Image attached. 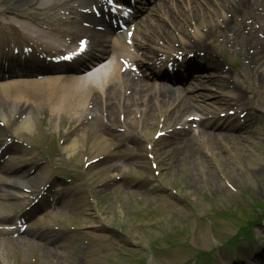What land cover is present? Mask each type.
I'll use <instances>...</instances> for the list:
<instances>
[{
	"label": "rangeland",
	"instance_id": "obj_1",
	"mask_svg": "<svg viewBox=\"0 0 264 264\" xmlns=\"http://www.w3.org/2000/svg\"><path fill=\"white\" fill-rule=\"evenodd\" d=\"M214 1H220L222 4L223 0H184L182 6L178 7L180 15L178 20L174 21L175 26L177 22L189 16L198 25L205 26V21L200 20L199 14L193 13L208 6L213 9L219 7V2ZM250 22L251 20H247V23ZM193 27L196 28V24L193 23ZM196 29L190 31H197ZM214 33L211 38L214 43L211 47L213 51L218 52L220 34ZM218 58L227 75H238L237 71L229 69L239 68L243 63L237 52L231 53L226 49L223 55L218 54ZM231 60L235 64H229ZM212 71L201 70L205 76L198 77V80H201L200 92H214L221 83V77L217 75L215 79ZM238 83L249 85L247 92H242V101L249 100L250 96L251 102L264 103V81L263 91L256 87L260 80H254L253 76L243 75L238 79ZM212 96L211 94L210 102L219 97L217 94ZM224 110H218V115L221 116ZM260 113L253 122V126L258 128H247L238 139L237 133H233L235 139L230 141L219 142L200 138L195 146H192L194 154L188 155L182 148V141H186V138L180 134H170L168 139L176 138L175 141L167 140L160 145H154L162 137H155V134L161 131L160 122H163L158 110L154 120L144 128L139 123L140 111L133 112L124 118L127 126H119L115 134L133 136L138 142L130 137L121 142L119 149L123 154H127L123 156V162L126 164L123 171L121 170V178L117 176L118 180L110 183L101 193H93V197L89 195L90 190L105 181V178L100 176L105 175L103 169L110 163H122L120 155H114L96 167L86 165L98 153L92 146L98 134H86L88 127L97 131L95 121L90 120L87 125H82L79 130L74 131L72 139L76 141V148L71 155L64 150L67 122L61 127L54 123L51 134H48L45 123L47 121L44 122V127L36 126L33 133L23 134L15 139L25 149L18 155L28 162L32 159L30 153L34 154V158H39L32 145H35L36 149L46 146L47 155H42V161L50 171V182L57 179L54 189L63 193V212L51 214V223L47 224L49 221H46L40 224L47 229L42 236L45 239V251L44 243L37 237L29 235L27 238L40 242L38 249L23 246L24 244L17 245L13 240L8 242V236L4 237L0 232V264H66L74 260H77L78 264H217V255L220 256L222 264H264V240L259 241L264 239V222L256 232L261 235L260 239L252 245L238 246L235 250L237 258L222 254V249L216 250L217 245L228 250L234 248L229 235L221 231L225 217H230L233 213L231 207L236 214L235 220L243 213L234 226L235 240L251 242L253 238V214L245 211H249L253 202L264 203V104ZM189 126L194 130L198 129V124L192 123ZM162 131L167 135L165 126ZM54 151L58 155L54 159L48 158ZM69 156L71 157L68 158ZM152 161L156 163L155 171L158 175H154ZM207 172L213 175L212 179L203 176ZM66 173H71L74 179L65 180ZM189 174L194 177L191 183ZM79 175L83 180L75 177ZM136 176H148V179L157 177L159 182L154 178L155 184H145L135 189L131 184L136 180ZM135 190L138 192L132 194ZM16 207L19 208L20 205ZM222 209H227L226 214ZM259 212L262 213L263 210L260 209ZM46 213L45 208L40 207L34 213L33 220L42 221L47 217ZM155 215H158L160 221L152 220ZM93 216H98V223L112 224L110 228L126 236L117 234L118 243L110 238L108 242L102 239L95 241L96 237L92 236L90 241L94 240L93 244L79 243L82 250L77 253L74 249L76 239L79 242V237L87 232L85 227L82 228L83 224L96 223ZM127 238L132 239L121 243ZM96 242L102 246L94 245ZM108 244L113 249L104 247ZM52 247L55 248L54 254L49 253Z\"/></svg>",
	"mask_w": 264,
	"mask_h": 264
},
{
	"label": "bare ground",
	"instance_id": "obj_2",
	"mask_svg": "<svg viewBox=\"0 0 264 264\" xmlns=\"http://www.w3.org/2000/svg\"><path fill=\"white\" fill-rule=\"evenodd\" d=\"M99 2L100 0H7L9 6L2 7L1 5L0 154L3 156L12 154L11 159H16L13 151L20 150L19 146L14 145L13 137L8 133L11 122H14L13 132L30 131L34 123L39 120L41 112L46 113L48 120L56 121L58 125H63L67 119L69 127L75 126V122H78L77 126H80L86 121L90 112H93L94 119L96 118L98 121L99 131L98 139L94 141V145L102 152L97 150L98 154L95 156L97 161L93 163L97 165L101 162L102 155L105 160L109 154L118 153L119 142L110 143V140L114 138L111 131L112 126L120 122L118 112L124 113V118H127L133 111L139 109L141 112L139 121L141 126L145 127V124L148 125L155 118L156 110L163 112L165 107H167L166 112L170 111L169 119L172 120V123L186 113L188 115H196L195 112L215 114L217 112L215 109L220 108V106H213L205 102L208 97L205 94L196 95V97H201L202 104H193L190 96L167 91L164 86L159 87L158 92H151V87L148 86V81L145 79L147 77L119 72L121 64L119 59L123 57L128 61H135L140 69H151L154 76L160 75L161 67L158 70H154V68L156 63L163 58L160 50L153 47V44L167 45L168 48L171 46L173 50L182 48L185 52L200 49L204 51L203 58L208 61L210 60L208 56H213L207 43L210 41V32L215 28H218L219 32L223 31L224 35L220 34L223 35L222 43L227 46L234 32L230 23L242 12L240 5L231 0H223L222 4L217 1L220 5L218 10L217 7L213 9L208 6L194 12L193 15L199 14L200 20L205 21V28L198 29V32L190 31V29L200 26L193 19H190L192 23L187 20L180 29L177 24L173 32H171L172 27L169 31L166 26L159 27L158 19L154 20L156 22L154 25V22L150 20L152 15H158L159 12L166 14L171 9L177 8L176 5L170 6L168 1L157 5L152 10V15L145 17L141 21L140 28L136 30V35L141 33L136 45L141 52V57L138 58L126 51L127 46L124 47L122 37L114 42L106 38V32L111 29V25L107 24L103 18L105 12L101 11V15L98 17L93 13V6L97 7ZM33 8L40 11L36 12ZM65 11H68V15L65 14ZM154 11L156 14L153 13ZM261 13L262 16L255 18H259L261 29L264 30V7L261 9ZM84 23H87L88 26H84ZM193 23L196 24V28L193 27ZM98 25L103 26L104 30H99ZM237 25L246 28L243 21ZM248 30L249 33L241 44L243 47L248 43L253 44L256 48L255 54H258L264 67V39L261 42L253 28ZM82 37L89 39V50L70 63L72 65L64 62L53 64L46 61V56H59ZM62 38L68 39V43L67 40L62 41ZM24 47L30 48V52H24ZM15 48L18 49L17 53H14ZM117 49L120 50L119 53L115 52ZM110 53H113L110 63L92 74L87 76H82L80 73L79 75L69 74L71 71H80V66L87 65L104 55L108 56ZM248 54L243 53L244 58H247ZM40 55L42 56L40 57ZM194 58L201 61L197 57ZM250 59L252 60V58ZM151 66L153 67L151 68ZM64 68H67L68 72H55V69ZM210 108L211 110H209ZM255 116V113L250 110L243 117L241 123L235 116H226L216 120L213 116V130L207 129L210 128L208 121L202 122V129L197 134L182 141L184 153L194 154L192 146H195L200 138L219 142L230 141V137L227 136L228 132L235 129L244 130ZM130 126L133 127V125ZM71 134L72 132L69 131L66 134L67 140H69L66 145L67 150H72L75 147L73 139L70 140ZM87 134L92 135L93 130L88 128ZM8 138L11 142H7ZM257 140L259 141V137ZM158 144L157 142L156 146ZM110 146H113L112 152L114 153L110 152ZM31 168L32 173L29 172V169H18L13 165V162H9L0 169V216L3 218L7 219L12 215L11 204L25 203L31 194H35V197L42 194L41 190L43 189L40 188L47 182L44 174L47 170H44L45 167L37 161ZM113 168L111 164L104 169L110 177L113 176L111 174ZM116 169L118 170L117 167H115ZM208 173H204L203 176L212 179L213 175ZM190 178L189 183L194 179L192 174ZM131 185L138 186L137 183ZM100 187L104 188L103 185ZM54 197H56L55 202L49 204L51 209L55 212H62L61 206H57L61 195L57 194ZM42 198L43 196L37 204L30 207L31 211L25 210L21 216L30 219V216L38 209ZM30 231L39 237L43 232L38 226L33 229L29 228L25 234ZM100 232L109 233L105 229H101ZM20 238L23 240L24 237ZM29 246L36 247L33 244H29ZM66 264L78 263L77 260H74Z\"/></svg>",
	"mask_w": 264,
	"mask_h": 264
}]
</instances>
